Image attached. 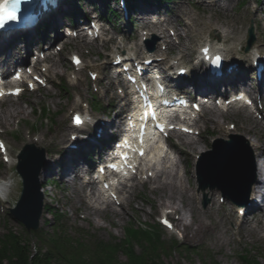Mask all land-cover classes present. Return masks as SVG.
<instances>
[{"label": "bare ground", "instance_id": "6f19581e", "mask_svg": "<svg viewBox=\"0 0 264 264\" xmlns=\"http://www.w3.org/2000/svg\"><path fill=\"white\" fill-rule=\"evenodd\" d=\"M181 0L178 1V3ZM203 1V0H201ZM74 5L66 6L64 12L66 11H76L77 9L75 8V4H77L76 0L74 1ZM258 2H260L258 0ZM68 3V2H67ZM65 6V5H64ZM182 6V5H181ZM214 10L220 11L224 13V10L219 7V6H214ZM52 13L46 14V19H50V23L48 21V24L46 26V32H54L55 28L61 27L64 23V14H60V10L56 9L54 11H51ZM256 13V11H254ZM242 19L241 17H236V16H228V13H226V20L219 22V23H214L219 27H223L224 31L229 30L231 36H224L222 38L224 42L228 43L230 41H238L236 37V31L237 27L236 24L238 21ZM41 20V19H40ZM47 21V20H46ZM213 24V21L211 22L208 21V23L205 25V29L208 28ZM161 24L159 25V30L160 33L162 34V38L164 42L169 41L167 39V36L165 34L166 28H161ZM25 31V39L22 40V42H15L14 40H11L12 42H6V40H3V43L0 44V49L3 50V44L4 42L9 43V47H12L14 50L16 48V45H25L26 43V38L27 34L33 35L32 29L30 30H24ZM225 35V34H223ZM57 37V34L54 32V38ZM43 39H46V36L44 35ZM256 42H259V47L258 50L260 52L264 53V30L260 29L259 31V37L256 38ZM30 47L32 46V43H29ZM184 46V45H183ZM181 46L182 48H185ZM180 47V48H181ZM24 50L26 52L29 47L26 44L24 48L17 49V50ZM186 49V48H185ZM208 49V47H207ZM10 50V49H8ZM206 51V54L209 52ZM229 52H233L232 48L228 50ZM119 52V50H118ZM181 53L183 54H188V52H184L183 50H180ZM191 53L189 52V55ZM25 55V53H24ZM49 59V55L46 56L45 60ZM243 60V59H242ZM102 60L98 61L99 63ZM239 60L234 61L233 59L229 60L228 64L230 67H232L233 63L238 64ZM102 72L108 69V66L105 65V63L102 64ZM254 70V69H251ZM47 71L50 74H57V65L54 64H49L47 67ZM119 71V70H118ZM226 74V73H225ZM223 74V77L221 78H212L211 81L208 80H200L198 82L195 81L193 78L194 76L191 77L190 79V85L187 84L186 86L184 85L185 88H188L189 86L192 87L196 92H201L206 93L210 92L213 90L214 94H221L225 92V90H218L219 87H223L227 89V86H231L238 82L241 79V76L239 75V72L237 70V66L232 67V72L229 75ZM226 77H230L229 80H226ZM260 81L258 82L254 88L256 90H259L263 85H264V63L262 67V71L260 73ZM245 80L248 82L251 81V78H254V71H250L249 73L246 74ZM180 81L182 79H179ZM211 93V92H210ZM22 93L19 92L20 95ZM44 94L46 96L50 95L49 91H44ZM52 102L54 101L51 98ZM261 101L264 104V95L261 97ZM59 103V102H56ZM44 107L47 109V105L45 104ZM78 105L77 103L71 102L69 105V109L72 108H77ZM30 108H33V105H31ZM212 114L214 117H208L204 119L203 123H205L206 126H217L219 123L218 120H216V116H221L220 113L216 111H212ZM23 109L20 107V105L16 102H7L6 106L4 109L0 110V126H5L7 127L9 122L17 117L23 116ZM249 118V116H247ZM108 120V119H105ZM14 121V120H13ZM102 119L98 118L96 123L101 130H105L103 128L102 124ZM107 125V124H106ZM258 124L253 121L251 118V121L243 123L242 126L238 125V129L243 131V134L246 137H252L253 140L250 142V146L255 149H260L262 145V136L257 135V133L254 130V127L257 126ZM92 129V128H91ZM73 128L71 125L64 126V131L65 132H71L73 133ZM90 130V129H88ZM106 131V130H105ZM105 131L102 133L103 135L105 134ZM221 131H224L223 129ZM101 134V135H102ZM84 138H79L76 137V139L70 141L66 135H63L59 140L53 142L55 143L54 146L52 147L51 153L46 156V162L44 164V167L39 173L38 180L43 181L42 179L45 180V178L49 175H54L58 179V185L61 188H70L71 192L74 194L73 198L76 202H79L80 204H84L85 210L88 213V216H92L93 218L97 219L102 217L103 214L106 211L110 212H116L114 209L111 208H104L101 209L100 207H97L96 205H87L86 204V199L88 197H94V185L90 183V181L86 180L83 181V173L82 170L80 169V164L85 160V158L88 157L89 154L94 153L96 155L98 153L97 151V144H98V139L95 137L94 134H89L86 132ZM204 138L202 140H199L198 142L194 143H189L185 142V154L187 157H191V153L194 150L201 151V149H205V145H200L201 142H203ZM42 143L43 138H38V140L35 142L37 143ZM31 143V142H30ZM70 143V144H69ZM34 144V145H35ZM200 145V148H199ZM7 156V155H6ZM8 157V156H7ZM55 157V158H54ZM50 161V162H49ZM10 163H14V161H10ZM153 169L155 170V175L149 183L146 184H151L152 186L150 187V191L154 194V199L156 200V206L160 209L164 208L166 210H173L174 212H180V215L176 219V227L179 228L181 227L182 233L184 236L185 240L191 239L193 241H198L201 239L206 238L208 235L212 236V244L214 246H217L218 249L224 248L227 245V242L229 239H231L234 235L229 231V229L225 226H222L220 224L219 219L214 215L213 210L215 211V205L212 203L209 207L207 206L204 210H200L198 206V202L193 196V194L189 193V196L187 194V191L185 188H182V185H175L171 180H164L162 179V170L160 165L154 166ZM76 184L77 186L74 187L73 185ZM49 188L47 186H44L43 188V195L48 199L47 195V190ZM123 188L118 189V191ZM7 192V190L3 191V195ZM215 194H213V197ZM226 205V204H225ZM252 206L253 204H249L247 206V213L250 214L252 213ZM186 209V210H185ZM181 211H185L186 214H189V226L187 224H184L183 221L185 219V213H181ZM139 214H144V209L143 207L138 208ZM232 210L229 208L228 210V215L232 216L231 214ZM118 215L119 219H122L123 214H120L119 212H116ZM253 215H251L250 218H243L240 224L238 225L236 229V233L241 234L245 238L246 234L252 235L255 234L256 236L260 235L261 232H264V211L259 210L258 208H255L253 210ZM86 218V217H85ZM84 219V218H81ZM101 219V218H100ZM229 219V218H227ZM229 221V220H228ZM227 221V223H228ZM42 222V221H41ZM41 224V223H40ZM113 224V223H112ZM221 228H223L226 231V235L222 236L220 233ZM220 229V230H219ZM219 230V231H218ZM244 232H247L244 234ZM258 233V234H257ZM264 237V234H263Z\"/></svg>", "mask_w": 264, "mask_h": 264}, {"label": "rangeland", "instance_id": "374dc122", "mask_svg": "<svg viewBox=\"0 0 264 264\" xmlns=\"http://www.w3.org/2000/svg\"><path fill=\"white\" fill-rule=\"evenodd\" d=\"M221 2L222 1H228V0H220ZM241 1V0H231V4H228V16H234L236 13L238 12H241L242 9H243V6L241 8H237L236 10H231V8L235 5L238 4V2ZM243 1V0H242ZM248 0H245L244 1V4H246L245 6H248L249 10L251 8V6H249L250 4V1L247 3ZM84 3H82L81 5H83ZM185 7L187 9V12H188V17L186 16H183V21L184 23H186V25L189 27V29L191 28L192 29V34L196 35V36H193L192 38H186V31L185 28H183V30H179V29H176L177 28V24H175V27H174V30L176 29L178 32L176 33H181V37L179 38V42L176 41H172L171 43L173 44V47H171L169 50H176L178 51V48L179 46L181 45L180 43L184 44L188 49H190V47L195 51V52H192L191 54V57L190 58H194V56L197 54L196 53V50H197V47L202 44L205 39L207 37H210L211 33H216V34H220V32H223L224 29L223 27H218L217 25H211L210 27L206 28L205 29V25L208 23V21L212 20L213 19V22L214 21H218V22H222L224 20H226V15H222L221 13H216L214 10L212 9H209V10H205V11H202V9H200L199 6H197L196 4H185ZM224 13H227V12H224ZM176 15V14H175ZM248 15V16H247ZM246 15L245 18H247L245 20V22L243 23V26L241 28V25H236L237 27V38L238 40H240L241 38V35L243 34V31L245 30V27H246V23H248V18L251 17L250 15V12ZM238 17V16H236ZM264 17V16H262ZM244 18V16L242 17V19ZM253 18V17H252ZM253 19H256V18H253ZM241 20V19H240ZM154 21H157L159 22V19L157 18H154ZM140 25V24H138ZM119 26L117 25V28ZM107 28V27H106ZM104 29V28H103ZM142 29L138 32V35L136 37L137 41L140 40V38L144 37L147 38V37H150L151 35H144L143 32H141ZM151 31H153L151 29ZM109 33V32H108ZM108 33L106 31H103V37L104 38H107L108 37ZM157 35H155V39L157 42H159V45L161 46V43L162 41L160 40L161 37H156ZM78 39V38H77ZM123 39V38H122ZM76 40V39H75ZM156 42V43H157ZM105 43V44H103ZM83 44V43H82ZM109 42H106V41H96L94 43H91V44H87L85 46V50H88V51H95V52H98L101 48H105V47H109ZM219 46H223L222 43L219 44ZM229 46V44H225L224 43V49H226L227 47ZM234 46H236V43H234ZM154 47L156 48L155 44H154ZM182 49V48H181ZM64 61L63 62H66L68 63L67 61V57H68V53L65 52L64 54ZM56 59V58H55ZM188 59V60H189ZM56 62V61H54ZM64 67V66H63ZM63 67L60 68V65L58 66V69L59 70V73H63L64 70H63ZM69 65L66 67L68 68ZM65 68V69H66ZM37 93L33 96H30L29 98H26L27 94H25L21 100H16L17 103H19L20 107L23 109V116H21L20 118L24 119V120H28L29 118H35L36 115L38 114L37 112L33 111V109L37 110L38 109V105L39 104H46L49 108V111H54L56 108L54 107V105H52L51 103V100L49 97L45 96L43 93ZM62 99V98H61ZM57 99V100H54V101H57L59 102L60 101V107H63L62 106V103H65V100L64 99ZM5 103L6 102H3V103H0V107L4 109L5 107ZM31 105H33V108H30ZM61 109V108H60ZM62 111V110H61ZM60 116H56L55 119H56V122L54 124V127H59L60 126V122H61V118H59ZM18 118V117H17ZM13 119L9 122L8 126L10 128H15V120L17 119ZM67 119H64V121H66ZM29 121V120H28ZM227 121H229V119H227ZM67 123H68V120H67ZM1 128H3L4 126H0ZM39 128V126H38ZM41 128L44 132H47L48 130V125L46 123H42L41 121ZM25 129L24 128H21V132H23ZM19 132V136L22 137L23 139V134ZM61 135V133L57 134V135H52L54 137V139H57L59 136ZM6 140L8 142V145H9V150L11 152V155H15L16 151L24 144L26 143L23 139L24 142L20 143L18 142L17 139H12L11 137H8L6 136ZM39 146V145H38ZM17 185H18V182H17ZM19 190V189H18ZM191 191V189H190ZM19 192V191H18ZM18 192L17 193H14L11 198L9 199V206H11L17 199L18 197ZM58 199L60 200L61 199V194L58 193ZM148 197V196H147ZM149 199H152L149 197ZM60 201H63L60 200ZM53 205H54V202H53ZM138 206H143L144 208V213L146 215H138V216H134V219L140 221V222H150V223H154L156 221L155 218L158 219V217L163 213V210H159V211H154V209H149L148 207H146L144 204L142 203H137L136 206L134 207V212L136 210V208ZM186 210V209H185ZM185 213V211H182ZM154 216H156L154 218ZM109 219H113V220H117L116 216H111V215H108ZM72 218V216H71ZM49 219V218H48ZM91 223H93L94 225V222L93 220H90ZM129 221V217L128 215H125L124 218L121 220V222L117 225V228L115 230L113 229H110L107 225V223H103V221H101V224L103 225V227L106 228V231L107 233H100L99 234V237L102 238V239H108V234H115L116 236H120L121 235V227L125 226ZM185 222L186 223H189V214H186L185 213ZM81 225L83 226H86L87 225L83 222H80ZM0 226H2V223H0ZM7 226H9L12 230L14 231H17L18 233H20L21 231V226L14 222L12 219H10L8 222H7ZM179 230L177 231H181L180 228H178ZM1 231V229H0ZM166 235H170L169 232L165 231ZM178 239L181 240V243L184 244V247H187L188 246H191L189 244V240L187 241H184L182 240V238L180 237V235L178 234L176 236ZM35 240V239H34ZM183 241V242H182ZM199 245L200 247L203 246V245H208L207 242H197L195 245L191 246V247H196L198 248L199 251L200 248H199ZM213 251H215V248L212 247V246H209ZM191 252V251H190ZM201 255L202 256H205V253L201 252ZM165 259V262L166 264H202V260L200 259L199 256L197 255H188V254H182L180 251H178L177 249L175 250H172L169 255L167 257L164 258ZM216 261L219 262V264H238L236 261H234L232 258H219V257H216ZM262 264H264V261H261Z\"/></svg>", "mask_w": 264, "mask_h": 264}, {"label": "trees", "instance_id": "16d2710c", "mask_svg": "<svg viewBox=\"0 0 264 264\" xmlns=\"http://www.w3.org/2000/svg\"><path fill=\"white\" fill-rule=\"evenodd\" d=\"M147 247L139 256L128 250V264H164L157 251V236L145 237ZM55 255L39 250L31 256L27 245L19 237L9 234L4 241H0V264H50ZM252 264V263H248Z\"/></svg>", "mask_w": 264, "mask_h": 264}, {"label": "snow or ice", "instance_id": "6c2138e0", "mask_svg": "<svg viewBox=\"0 0 264 264\" xmlns=\"http://www.w3.org/2000/svg\"><path fill=\"white\" fill-rule=\"evenodd\" d=\"M19 3V0H0V26H3L4 22L7 20H15L17 18L16 16V7ZM11 5V7H9ZM217 60L219 57L216 58ZM74 62L79 63L78 58H74ZM16 79H19V76L16 77ZM19 89H16L14 93L10 94H19ZM3 92H0V95H3ZM153 121H156L155 127L158 128L161 132L165 130V125L159 123L156 120L155 114L152 113L150 117ZM76 123H80L79 117L75 118ZM142 127H146V124L142 125ZM185 131H188V129H185ZM141 143H143V139L141 138ZM3 145L0 144V148H2ZM139 154L142 156L144 155L143 150H139ZM125 160H127V157H124Z\"/></svg>", "mask_w": 264, "mask_h": 264}, {"label": "water", "instance_id": "95a60500", "mask_svg": "<svg viewBox=\"0 0 264 264\" xmlns=\"http://www.w3.org/2000/svg\"><path fill=\"white\" fill-rule=\"evenodd\" d=\"M18 169L23 173V177L25 179L24 194L22 195L20 203L29 204L31 201H34V200L37 201V197L35 196V193H36L38 187L37 186L34 187V179H35L36 174H37V169L35 171H33L32 174H29L24 163H21L19 165ZM236 177H238V178L242 177L241 173H239L238 169L231 170V174H230L229 179L232 180L233 182H235ZM38 204H39V202H38ZM39 211H40L39 205L36 208H35V206H33L32 213L37 215L39 213Z\"/></svg>", "mask_w": 264, "mask_h": 264}]
</instances>
